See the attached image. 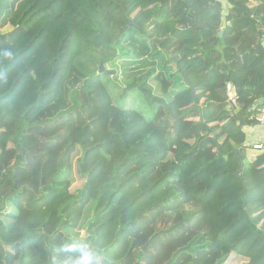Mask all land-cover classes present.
<instances>
[{"label":"trees","instance_id":"16d2710c","mask_svg":"<svg viewBox=\"0 0 264 264\" xmlns=\"http://www.w3.org/2000/svg\"><path fill=\"white\" fill-rule=\"evenodd\" d=\"M263 107L264 0H0V264H264Z\"/></svg>","mask_w":264,"mask_h":264},{"label":"rangeland","instance_id":"374dc122","mask_svg":"<svg viewBox=\"0 0 264 264\" xmlns=\"http://www.w3.org/2000/svg\"><path fill=\"white\" fill-rule=\"evenodd\" d=\"M126 59V58H120L117 61H115L114 63L108 64L105 66V70L107 73L110 74H105V76H103V82L106 85L107 89L109 90L112 99L114 101V103L123 108L126 106V103H129L128 98L123 96V89L116 84L113 75H111L112 72H117L118 73V77H119V82L120 84H122L123 86L127 85V82H125L124 80L121 79V77L119 75L120 74V61ZM126 100V103H125ZM134 105V107H137L139 109H144V107H142L141 103L139 102V105L137 104H132ZM147 188V186L145 184H143L142 182H139L136 186H134L131 190H129L127 192V194L130 196V199L134 198L135 196H139L141 193H143V191ZM240 207L242 209L243 215L244 217L250 221L249 216L247 215L245 209L243 208V204H240ZM117 228H109L106 233L104 234L103 239H101V245L107 244L108 242H110L114 236V234L116 233Z\"/></svg>","mask_w":264,"mask_h":264},{"label":"clouds","instance_id":"9594fccd","mask_svg":"<svg viewBox=\"0 0 264 264\" xmlns=\"http://www.w3.org/2000/svg\"><path fill=\"white\" fill-rule=\"evenodd\" d=\"M64 253H72V264H109L108 259L89 243L68 241L61 246ZM53 264H63L60 259H54Z\"/></svg>","mask_w":264,"mask_h":264},{"label":"crops","instance_id":"0c3cea01","mask_svg":"<svg viewBox=\"0 0 264 264\" xmlns=\"http://www.w3.org/2000/svg\"><path fill=\"white\" fill-rule=\"evenodd\" d=\"M229 93L230 96L234 99L236 96V91L232 87H229ZM244 132L246 137L247 150L243 163L248 164L253 162L257 155L264 152V126H260L254 123L253 125L246 127ZM258 145H261L263 147V150H255L254 146Z\"/></svg>","mask_w":264,"mask_h":264},{"label":"built area","instance_id":"2783aa9c","mask_svg":"<svg viewBox=\"0 0 264 264\" xmlns=\"http://www.w3.org/2000/svg\"><path fill=\"white\" fill-rule=\"evenodd\" d=\"M254 123L260 126H264V107L255 115ZM255 150H263L261 145L254 146Z\"/></svg>","mask_w":264,"mask_h":264},{"label":"water","instance_id":"95a60500","mask_svg":"<svg viewBox=\"0 0 264 264\" xmlns=\"http://www.w3.org/2000/svg\"><path fill=\"white\" fill-rule=\"evenodd\" d=\"M133 23L130 21V25H132ZM220 36H222V34H220ZM105 72V70H104V66H103V64L102 65H100V74H103ZM261 102V101H260ZM235 153L237 154L238 153V150H236L235 151ZM226 159H227V157H225ZM235 175V177H237V178H239V179H241L242 177L240 176V174L239 173H235L234 174ZM76 242H78V241H76Z\"/></svg>","mask_w":264,"mask_h":264}]
</instances>
